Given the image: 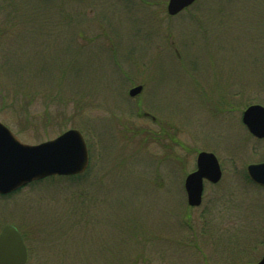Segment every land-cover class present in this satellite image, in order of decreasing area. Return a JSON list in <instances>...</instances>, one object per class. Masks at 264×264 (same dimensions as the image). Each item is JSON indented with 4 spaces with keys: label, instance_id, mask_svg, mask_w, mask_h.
Returning a JSON list of instances; mask_svg holds the SVG:
<instances>
[{
    "label": "rangeland",
    "instance_id": "374dc122",
    "mask_svg": "<svg viewBox=\"0 0 264 264\" xmlns=\"http://www.w3.org/2000/svg\"><path fill=\"white\" fill-rule=\"evenodd\" d=\"M0 0V122L39 145L80 131L90 166L0 196L26 264H250L264 255V0ZM142 86V92H129ZM201 152L223 176L190 207Z\"/></svg>",
    "mask_w": 264,
    "mask_h": 264
},
{
    "label": "water",
    "instance_id": "95a60500",
    "mask_svg": "<svg viewBox=\"0 0 264 264\" xmlns=\"http://www.w3.org/2000/svg\"><path fill=\"white\" fill-rule=\"evenodd\" d=\"M197 0H169L168 14L176 16L190 8ZM142 86L129 92L135 97ZM242 122L258 139H264V107L249 106L243 113ZM90 165L89 150L82 133L69 130L39 145H27L4 124L0 123V195L12 194L29 184L50 177H73L85 173ZM222 169L213 153L201 152L197 157V169L185 180L187 201L190 207L202 204L204 183L218 184ZM252 183L264 188V163L247 167ZM28 251L23 236L12 225L0 232V264H26ZM264 264V255L257 263Z\"/></svg>",
    "mask_w": 264,
    "mask_h": 264
},
{
    "label": "trees",
    "instance_id": "16d2710c",
    "mask_svg": "<svg viewBox=\"0 0 264 264\" xmlns=\"http://www.w3.org/2000/svg\"><path fill=\"white\" fill-rule=\"evenodd\" d=\"M78 177H79V176H78ZM52 179H53V178H51V179H49V180H52ZM47 180H48V179H47ZM40 182H42V181H40ZM40 182H36V183H40ZM36 183H35V184H36ZM33 184H34V183H33Z\"/></svg>",
    "mask_w": 264,
    "mask_h": 264
}]
</instances>
